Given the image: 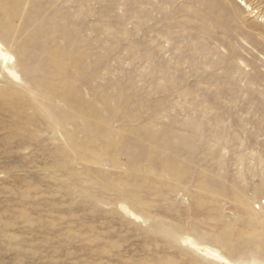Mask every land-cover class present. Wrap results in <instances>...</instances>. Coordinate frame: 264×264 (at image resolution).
I'll list each match as a JSON object with an SVG mask.
<instances>
[{"label": "rangeland", "instance_id": "rangeland-1", "mask_svg": "<svg viewBox=\"0 0 264 264\" xmlns=\"http://www.w3.org/2000/svg\"><path fill=\"white\" fill-rule=\"evenodd\" d=\"M0 264H264V0H0Z\"/></svg>", "mask_w": 264, "mask_h": 264}]
</instances>
